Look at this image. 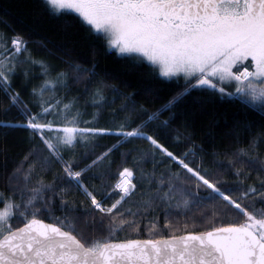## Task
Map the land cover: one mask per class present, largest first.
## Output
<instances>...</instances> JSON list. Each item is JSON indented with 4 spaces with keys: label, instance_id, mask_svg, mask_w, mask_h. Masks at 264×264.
I'll return each mask as SVG.
<instances>
[{
    "label": "snow or ice",
    "instance_id": "1",
    "mask_svg": "<svg viewBox=\"0 0 264 264\" xmlns=\"http://www.w3.org/2000/svg\"><path fill=\"white\" fill-rule=\"evenodd\" d=\"M39 7L73 14L94 51L146 64L177 91L152 108L155 89L141 104L68 49L53 67L30 38L0 31V128L28 132L13 165L0 147V264H264V0ZM37 66L41 83L26 100L15 81L30 83ZM188 96L246 110L231 144L209 153L196 143L177 112Z\"/></svg>",
    "mask_w": 264,
    "mask_h": 264
},
{
    "label": "trees",
    "instance_id": "2",
    "mask_svg": "<svg viewBox=\"0 0 264 264\" xmlns=\"http://www.w3.org/2000/svg\"><path fill=\"white\" fill-rule=\"evenodd\" d=\"M40 0H0V31L21 32L25 37L30 38L32 50L40 57L47 60L53 67L61 66V61L67 59L57 49H68L71 56L90 68L96 64V70L108 73L115 79L112 83L126 82L130 85L128 91L137 93L138 102L146 104L148 97L142 95L145 90L155 89L158 99L152 108H157L162 103H166L177 91V86L172 82H161L163 78H154L148 74L146 64H136L130 60L123 59L109 52L94 51V44L89 40L87 34L80 30V27L73 19V14L65 16L63 19L52 18L45 14L39 7ZM47 45V51L41 45ZM30 83H23L18 79L15 83L17 90L27 100L31 93V88L39 85V66L33 71ZM82 90V89H80ZM77 89H73L76 92ZM3 97L0 96V101ZM4 105L0 103V119H4ZM91 111V109H89ZM177 112L186 116L191 123V131L195 135L196 143L205 147L211 153L214 149H219L224 145L232 143L230 136V125L237 121H242L246 110L238 103H222L213 99L203 97H186L177 108ZM15 112L11 113L7 119H13ZM184 122L183 118L177 121L174 127H179ZM28 132L25 130L9 131L0 128V147L8 150L9 164L13 165L27 151ZM104 145L115 143L112 138H105L101 141ZM165 143L171 141L165 140ZM132 147H146L143 144L132 145ZM179 152L181 147L172 148ZM121 151H127L122 149ZM119 163V157H116ZM150 167V165H148ZM124 238V237H122Z\"/></svg>",
    "mask_w": 264,
    "mask_h": 264
}]
</instances>
